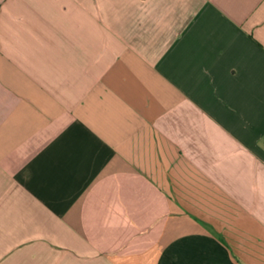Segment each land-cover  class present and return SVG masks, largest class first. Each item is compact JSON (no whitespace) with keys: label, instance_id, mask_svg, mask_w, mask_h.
I'll return each mask as SVG.
<instances>
[{"label":"crops","instance_id":"crops-1","mask_svg":"<svg viewBox=\"0 0 264 264\" xmlns=\"http://www.w3.org/2000/svg\"><path fill=\"white\" fill-rule=\"evenodd\" d=\"M0 264H264V0H0Z\"/></svg>","mask_w":264,"mask_h":264}]
</instances>
